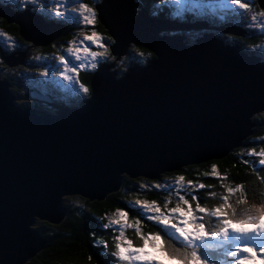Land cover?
<instances>
[{
  "label": "water",
  "instance_id": "95a60500",
  "mask_svg": "<svg viewBox=\"0 0 264 264\" xmlns=\"http://www.w3.org/2000/svg\"><path fill=\"white\" fill-rule=\"evenodd\" d=\"M102 2L106 6L101 24L116 40L109 46L116 60L130 43L160 55L148 64L134 63L116 79L110 71L114 63L101 64L89 82L93 92H99L96 100L58 113L12 103L7 83L0 81L3 264H26L37 256L44 240L30 226L35 218L59 224L66 215L62 197L75 194L103 201L117 191L124 177L158 179L188 165L223 158L252 134L255 124L249 118L264 111L259 57L241 52L239 46L224 45L210 33L194 39L193 46H184L183 35L159 34L215 27L204 21L150 19L143 12L145 18L134 31H117L107 6L112 0ZM122 2L137 17L135 7L140 4ZM9 12L2 17L19 26V35L31 47L50 45L66 29L55 23L46 26L28 11ZM223 25L215 30L246 37L237 26ZM16 54L4 56V64H22L24 52ZM112 156L122 158L119 168L108 165Z\"/></svg>",
  "mask_w": 264,
  "mask_h": 264
},
{
  "label": "snow or ice",
  "instance_id": "6c2138e0",
  "mask_svg": "<svg viewBox=\"0 0 264 264\" xmlns=\"http://www.w3.org/2000/svg\"><path fill=\"white\" fill-rule=\"evenodd\" d=\"M39 2L18 0L17 10L30 11L29 6L34 7ZM150 3L155 5L156 0H145L144 9H138L137 17H132L122 0H112L107 6L111 9L116 30L134 31L145 18L143 12H147V18L163 19L166 15L163 10L169 5L175 6L177 16L197 7L195 0H159L161 11L153 12ZM105 6L102 0H46L35 9L43 13L47 22L55 21V26L71 24L80 29L66 42V47L52 54V58L61 66L60 79L75 86L73 92L82 97L81 102H94L99 92L94 93L89 86L81 83L78 74L94 71L100 62L110 59L109 46L116 43L113 35H101L96 30L97 25L102 23L101 10ZM221 6L229 15L246 19L254 30L264 33V3L257 5L256 0H222ZM4 11L11 9L0 10V16ZM0 39L8 49L16 47L13 38L3 29H0ZM84 42L95 50H90ZM132 51L140 57L134 63L140 64L149 59L156 60L160 55L157 52L154 56L153 51L145 53L135 47ZM257 51L260 53L264 98V45H249V53L246 54L254 55ZM38 75L44 77L46 73ZM258 139L259 145L253 141L238 154L249 159H240L238 163L249 168L255 177L260 186V199L250 200L245 185L230 182L229 176L220 174L215 163H210L207 171L200 175L217 181L218 187L223 190L220 193L212 191L213 185L201 182L199 177L186 179L179 172L162 180H133L135 187L130 189L127 203L100 217V227L105 231L111 230L112 237L111 244L96 240L92 245L100 250L98 257H109L108 264H159L145 251V248H151L153 252L159 251L169 262L175 261V264H264V136ZM107 163L119 168L123 160L112 156ZM232 167L236 168L237 164ZM153 191L157 195L163 193L160 200L147 198L146 194ZM201 193L205 194L206 200L217 202L212 205L202 203ZM2 219L0 206V255H3L6 246ZM145 228L150 230L145 231ZM128 230L134 232L138 244L127 238ZM87 259L91 264L93 255L90 254Z\"/></svg>",
  "mask_w": 264,
  "mask_h": 264
},
{
  "label": "trees",
  "instance_id": "16d2710c",
  "mask_svg": "<svg viewBox=\"0 0 264 264\" xmlns=\"http://www.w3.org/2000/svg\"><path fill=\"white\" fill-rule=\"evenodd\" d=\"M137 1L138 3L140 2L144 8L145 0H142L143 3L141 2V0H137ZM2 2L7 4L4 0H2ZM149 7L152 9L153 12L161 11L159 7V0H156L155 5H152L150 3ZM171 10L172 8L170 6H168L167 9H164L163 11L166 12L165 17L163 19H158V20H164L166 18L167 19L172 18L178 20L179 18L176 15L170 14ZM31 14H33L35 19L36 18L40 19L42 23L45 24L46 26L50 25L51 22H47V20H43L42 17H39L37 13L32 12ZM186 19L190 20V17H187ZM230 20H234L233 17ZM185 23H189V22L186 21ZM212 23L214 24L215 27L218 26L217 21L214 20ZM239 23L242 26L244 20H242ZM0 27L9 31V33L17 36L19 40H21L22 42H25L24 40L21 39V36L19 35V26L7 20L6 17L0 16ZM72 28L73 27L70 26V29L62 32L61 37L58 38L57 40L61 41L68 39V37L70 36L69 31ZM96 29L99 32H101L102 35L107 34L106 29L103 27L102 24L97 25ZM259 34L260 33L256 34V31L253 30V33L247 34L250 37L248 38L245 37V39L237 37L238 38L237 40L232 39L234 41L232 42L229 41L228 45L239 46L241 52L243 51L244 53H249V45H253V46L258 44L264 45V36H260ZM49 47L50 45H47L46 47L43 48L48 49ZM142 50L145 53L148 52L144 49ZM134 55L135 54L130 53V56H128V58L130 59L131 57V60H129V62L125 64L123 67H121L122 71L121 70L120 71L122 73L129 68L132 62L136 61L133 60ZM254 55L260 56L259 51H257ZM249 56H253V55H249ZM150 61L152 60L151 59L146 60L144 63H148ZM125 68L126 70H124ZM0 76L4 77L3 79H7L5 75H0ZM88 76H90V74L89 75L83 74L81 80V83L85 84L86 86L89 85L91 79V78L87 79ZM117 77L118 76H116V78ZM10 90L14 92L13 89L10 88ZM30 92H33V88H31ZM79 100H82V97H80ZM69 101L72 102L74 105L83 103L81 101L75 103L73 102L74 100H72V98H69ZM16 104L21 107H25V105L23 106L22 104H18L17 102ZM65 105L66 102L63 101L61 105L53 104L54 107L53 111H55L54 113H57L59 111L60 106H65ZM253 123L255 124V127L254 126L252 127V134L243 142V145L240 148L234 149L227 156L223 158L213 159L206 163H201L197 165H188L183 167L180 171L165 173L163 175H160L159 178L165 176H172L173 174L179 172V173H183L186 179L194 180L197 177H199L201 182L213 185V188L211 189L212 191L220 193L223 190L218 187L217 181L210 178H205L204 176L200 175L201 173L207 171L210 163H215L218 165V170L220 174L222 175L226 174L229 176L230 182L243 183L245 185L250 200L254 198L257 200L260 199L261 198L259 196L260 186L255 182V177L251 175V171L249 168H245L243 165H240L238 163L240 159H249L246 156L240 157L238 155L240 152L245 151L246 147L249 146L253 141H255L258 145L260 144L258 138L264 136V113L256 114L253 117ZM257 150H259V147H257ZM234 163L237 164L236 168L232 167ZM133 180L146 181L148 179L145 178L129 179L125 177L122 184V189L116 193H112L108 195L106 199H104L103 201L91 202L88 199L86 200L78 197L83 202L84 207L88 208V210H73L72 208L63 205L64 207H66V209L68 208V211L62 222L58 225L51 224L46 221H40V222L38 221L36 224V229H38L42 237L46 240L45 248L42 251H40L34 259L30 260L26 264H89L87 257L90 254L93 255V260L91 264H108L110 258L98 257V252L100 250L92 247V245L95 243L96 240H105L109 244H111V237H112L111 230L105 231L102 227H100L101 224L100 217H102L105 214H110L112 211L115 210L116 207L125 205L127 203L128 196L131 195L130 189L135 187V185L132 184ZM123 191H125L126 194H124ZM146 195L148 199L160 200L161 197L163 196V193L157 195L153 191L147 193ZM204 196H205L204 193L200 194L202 203H207L209 205H212L217 202L216 200H206ZM73 198H76V196ZM149 230L150 229L145 228V231H149ZM126 235L127 238L131 240L134 244L139 243L134 235V232H132L131 230H128ZM110 250L111 248H109V251ZM174 262L175 261H173V263Z\"/></svg>",
  "mask_w": 264,
  "mask_h": 264
},
{
  "label": "rangeland",
  "instance_id": "374dc122",
  "mask_svg": "<svg viewBox=\"0 0 264 264\" xmlns=\"http://www.w3.org/2000/svg\"><path fill=\"white\" fill-rule=\"evenodd\" d=\"M4 1L8 5L3 3L2 0H0V7L1 6L8 7L9 9H11L12 12H15L16 14L22 13V12H19L17 10L18 0H15V2H14V0H4ZM133 1H134V3H138L137 0H133ZM141 2L143 3L142 0H141ZM221 2H222V0H195L197 7L193 8L192 11H190V12L189 11L182 12L180 16L176 15L175 6L169 5L172 8L170 14L176 15L179 19L175 20L172 18H169V19L166 18L164 20L175 21V22L181 23V24L185 23L186 21L189 23H193L195 21H197V22H203L204 21V22H206L207 27H212V26L214 27V24L209 19L206 18V17H209L210 19L212 18L213 21L214 20L217 21L219 27L222 26L223 24L231 23L233 26H237L239 29L245 31V33H242V36H246V38L250 37L247 34L253 33L254 28L252 26H250V24L248 23V21L246 19L229 15L227 13V11L221 6ZM44 3H46V0H40V2L36 6H34V7L29 6V8L31 9L29 11V13L31 14L32 12H35L39 15V17H42L43 20H46V18H44V16H43V13H38L35 11L36 8H39ZM139 4H140V7H137V8L135 7V9H136L135 14L136 15H138V13H137L138 9H144L140 2H139ZM256 4H257V2H256ZM10 6H11V8H10ZM20 7H23V6L21 5ZM145 13H146V16L148 17L147 12H145ZM187 17H190V20H187L186 19ZM232 17L234 20H230ZM217 18H218V20H217ZM242 20H244V23L241 26L239 22H241ZM51 23H55V21H52ZM69 25L73 28L69 31L70 36L68 37V39L58 41V42H55V40L50 41V43H51L50 44L51 45L50 50H46V48H43L41 46H33L30 48L28 46V45L32 46V43L30 41L24 40L25 42L20 43L19 38L15 35L13 36L12 34H9L8 31H7V33L13 38V42L15 43L16 47L13 49H6L5 48V42L3 41V39H0V51L4 54L2 56L0 55V67L2 68V70H0V75H5L7 78V79H3L4 77L0 76V81L6 80L5 82L8 85L6 90L8 91V93L10 95H12L14 97V99L11 100L12 103L16 104V102H17L18 104H22L23 106L25 105V107H23L24 109H26V108L32 109V106L36 105L42 109L51 110L53 108L48 107V106L51 105L53 107L54 102L57 105H61V103H62L61 101H63V102H66V104L69 105V107H71V105H73V103L69 101V98H72V100H74L73 102H75V103L79 102L80 97L77 96L76 94H74V92H73V89L75 88V86L71 83H66L64 80L60 79L59 73H60V67L61 66L56 63L54 58H52V54L54 52H57L58 50H62L64 47H66L67 46L66 42L69 39H72L76 35V33L80 30L78 26H74L71 24H65L62 26H65L66 29L61 31V33L70 29ZM225 27L230 28V26H227V25L222 26V28H225ZM97 32L102 35V33L99 32L98 30H97ZM61 33L59 34L57 39L61 37V35H62ZM206 33H210L211 35L214 33V36L215 35L216 36L225 35L226 37L224 36L225 37L224 42H226V43L224 45H228L229 41L230 42L233 41L232 39H229L231 34L229 35V33H224L222 31L215 30V29L199 28V29H182V30L176 29V30L159 31V34L161 36L174 37L177 35H183L184 38H182L181 42H183L184 46H193L194 44H196L195 40L198 39L197 37H201L203 34H206ZM221 33H223V34H221ZM258 33H260L259 34L260 36H264V33L256 31V34H258ZM231 37H234L235 38L234 40H237L238 38H244L245 39V37H241V36H238V38H237L235 35H233ZM261 38H263V37H261ZM21 39L23 40L22 37H21ZM54 42H55V44H52ZM212 43H214V42H212ZM84 44L90 50H95L87 42H84ZM54 45H55V47H53ZM134 47L135 48L139 47L141 49H144L141 46H136L133 43H130L127 47V52L124 55H122L121 58H118L115 61L114 65H113L114 67H112L110 70L111 72L114 71L116 73V75L122 73L121 67H123L125 64H127L129 62V60H131V57H130V59L128 58V56H130V53L135 54V52L132 51V49ZM18 48L21 49L22 52H24L22 64H16L15 66L8 67L7 65L4 64L3 57L8 56L9 54H11V51H14V49H18ZM144 50H146V49H144ZM146 51H148V50H146ZM16 56H17V54L13 57H16ZM133 60L139 61L140 57H136L134 55ZM110 61L111 60L108 59L106 61L100 62L97 65V68L101 64L110 65L111 63H108ZM153 61L154 60H152L148 63H151ZM73 63H75V61H73ZM95 70L91 71V72L81 71L80 74H82V76H83V74L84 75L90 74V76L87 77V79H88L95 72ZM124 70H126V68ZM40 72H45L46 75L44 77H41L38 75ZM125 73H126V71L123 72V74H125ZM80 74L78 76H79V79L81 81L82 76ZM10 88L13 89L14 92H12V90H10ZM31 88H33L32 96L34 97L32 99H30V96H29V95H31V92H30ZM48 112H50V111H48ZM50 113H53V112H50ZM260 113H264V111H262ZM37 114L43 115L42 113H40V114L37 113ZM254 116L255 115L253 114L249 118L251 123H253V117ZM242 145H243V143H242ZM122 176L124 177V174ZM138 178H143V177H137L136 179H138ZM124 179H125V177H124ZM124 179L121 181L122 184H123ZM145 179H147V178H145ZM162 179H163V177L159 178L158 180H162ZM148 180H156V179H148ZM122 184H121V186L118 187L116 192H118L122 189ZM116 192H113V193H116ZM123 192H124V194H126L125 191H123ZM110 194H112V193H110ZM110 194H108V195H110ZM75 196H76V198H73ZM107 196H105L104 199H106ZM78 197L87 200V198L81 197L80 195L70 194L68 196L62 197V200L60 201L61 206L64 209H66V207H64L63 205H66L67 207L72 208L73 210H88V208L84 207L83 202ZM89 201H91V200H89ZM92 201H96V200H92ZM67 211H68V208L66 209V214H67ZM34 221H36L35 225L30 226V227L35 228V230L38 231V229H36V224L38 222V219L35 218ZM38 233H39L40 238L44 240V245H43L44 247L42 248V250H43L45 248L46 240L42 237V235L40 234L39 231H38ZM145 251L150 253L151 256L154 257L155 260H157L159 262V264H174L175 263V262L173 263V261L169 262L164 256H162L159 253V251L153 252V250L151 248H145Z\"/></svg>",
  "mask_w": 264,
  "mask_h": 264
},
{
  "label": "flooded vegetation",
  "instance_id": "af4514ba",
  "mask_svg": "<svg viewBox=\"0 0 264 264\" xmlns=\"http://www.w3.org/2000/svg\"><path fill=\"white\" fill-rule=\"evenodd\" d=\"M206 18H208L210 21H212L213 22V20H212V18L210 19L209 17H206ZM213 27V26H212ZM215 27V26H214ZM219 27V25L217 26V27H215V29H217ZM0 29H3L6 33H7V30L6 29H4V28H2V27H0ZM9 32V31H8ZM9 34H11V33H9ZM221 34H223V33H221ZM13 35V34H12ZM213 36H214V33L212 34ZM230 35V34H229ZM14 36V35H13ZM225 35H219V36H214V37H216L218 40H220V41H222V42H224V40H225V37H224ZM231 36H233V35H230V37ZM62 41V40H61ZM234 41V40H233ZM55 42H58V40L56 41L55 40ZM55 42L54 43H52V44H55ZM20 43H22V41L20 40ZM224 43H226V42H224ZM51 49V45H50V47L48 48V49H46V50H50ZM19 50H21V49H14V51H19ZM109 51H110V47H109ZM0 54L1 55H4L1 51H0ZM110 54H111V52H110ZM110 60L113 62V61H115L116 59H115V57L114 56H112V54H111V58H110ZM108 63H111V62H108ZM133 63V62H132ZM131 63V64H132ZM6 67V66H5ZM8 68V67H7ZM0 70H2V68L0 67ZM116 70V69H115ZM80 74V73H79ZM78 74V75H79ZM81 76H82V74H80ZM79 101H82V100H79ZM53 104H55V105H57L55 102L53 103ZM65 106H68L67 104L65 105ZM33 107L35 108V109H38V110H41V111H50V112H55V111H53V109H51V110H46V109H42V108H40V107H38V106H36V105H33ZM48 107H51V108H54V107H52L51 105H49Z\"/></svg>",
  "mask_w": 264,
  "mask_h": 264
},
{
  "label": "bare ground",
  "instance_id": "6f19581e",
  "mask_svg": "<svg viewBox=\"0 0 264 264\" xmlns=\"http://www.w3.org/2000/svg\"><path fill=\"white\" fill-rule=\"evenodd\" d=\"M217 20H218V18H217ZM166 32V31H165ZM212 37L214 38V39H216V40H218L216 37H214L213 35H212ZM236 37H238V36H236ZM218 41H220V40H218ZM221 43H223V44H225L224 42H222V41H220ZM212 43V42H211ZM136 46H138V45H136ZM116 76L117 75H114V79H116Z\"/></svg>",
  "mask_w": 264,
  "mask_h": 264
},
{
  "label": "clouds",
  "instance_id": "9594fccd",
  "mask_svg": "<svg viewBox=\"0 0 264 264\" xmlns=\"http://www.w3.org/2000/svg\"><path fill=\"white\" fill-rule=\"evenodd\" d=\"M129 70V69H128ZM128 70H126V72L128 71ZM120 75H123V73L122 74H120ZM30 97H31V99L33 98L32 97V92H31V95H30ZM33 107V106H32ZM63 107V106H62ZM62 107H59V109H61ZM33 109V108H32ZM240 148V147H239Z\"/></svg>",
  "mask_w": 264,
  "mask_h": 264
}]
</instances>
